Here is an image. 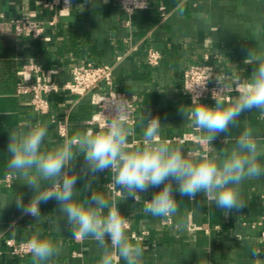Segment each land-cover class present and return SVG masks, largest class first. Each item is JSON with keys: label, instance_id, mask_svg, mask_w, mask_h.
Wrapping results in <instances>:
<instances>
[{"label": "crops", "instance_id": "obj_1", "mask_svg": "<svg viewBox=\"0 0 264 264\" xmlns=\"http://www.w3.org/2000/svg\"><path fill=\"white\" fill-rule=\"evenodd\" d=\"M47 1L51 0H0V230H4L0 237V264H33L31 255L20 258L9 253L4 239H31L38 232L54 243H62L61 254L47 264H99L101 249L97 243L90 238L76 241L71 237L55 200L40 205L38 218L22 214L14 200L20 194L28 203L33 190L10 175L6 167L11 129L26 131L37 122L47 125L48 136L42 150H52L67 139L60 135L55 119L68 122V138L91 127L87 121L97 110L92 91L84 95L69 90L51 92L49 111L39 113L32 105L31 93L18 92V85L24 80L20 69L32 61L42 67L49 79L62 84L72 78V68L77 63L113 64L112 87L137 98L135 135L130 142L142 138L146 123L143 114L150 113L161 121L162 139L173 145L182 143L185 152H202L211 146L202 142L204 134L196 131L180 112L181 107L192 102V97L183 91V70L192 63L203 62L205 54L212 53L210 62L231 86L229 97L236 95L234 78L249 79L254 66H258L245 60L264 54V0H153L147 9L135 11L129 22L115 0L51 1L46 5ZM160 5L165 7V16ZM62 8L64 11L60 12ZM15 17L36 19L44 30L36 37L18 35L11 21ZM151 47L163 54L157 66L147 62ZM28 74L30 81L36 79L35 70ZM108 89L106 84L97 88ZM201 101L215 103L212 98ZM240 124V128H230L226 137L219 135L212 142L214 150L230 152L242 128L251 127L264 153V117L260 111L243 113ZM260 161L264 164V154ZM82 165L83 157H79L73 170L79 172ZM98 175L95 190L111 198L109 172ZM83 183L78 180L76 184L82 192L80 199L90 196L82 191ZM42 186L49 185L42 182ZM158 190L141 193L139 202L116 197L120 211L132 217L130 238L135 240L136 232L148 230L140 239L145 248L143 264H256L257 260L264 264V254L252 256L253 248L264 249V176L243 182L241 190L247 207L227 216L206 201L203 194L195 200L176 194L178 212L167 223L163 217L143 212L144 199H151ZM177 224L182 227L178 229Z\"/></svg>", "mask_w": 264, "mask_h": 264}, {"label": "clouds", "instance_id": "obj_2", "mask_svg": "<svg viewBox=\"0 0 264 264\" xmlns=\"http://www.w3.org/2000/svg\"><path fill=\"white\" fill-rule=\"evenodd\" d=\"M245 63L258 66H254L249 79L234 78L236 95L226 99L223 93L229 86L216 78L219 88L212 92L214 105L203 103L201 93L195 92L191 105L180 109L184 120L204 134L202 142L211 146L202 152H185L182 143L173 145L162 139L161 121L150 113L143 114L146 123L142 138L130 142L135 135L131 105L128 98L117 94L107 102L98 126L83 128L52 150H42L47 125L37 122L26 131L11 129L6 167L34 193L28 203L19 194L14 200L16 207L22 214L38 218L40 205L55 200L71 237L76 241L90 238L97 243L101 249L99 264H118L120 260L124 264H143L145 248L139 238H130V220L120 211L116 197L139 202L141 193L159 189L151 199H144L143 212L163 218L178 212L176 194L189 200L203 194L225 216L247 207L241 190L243 182L264 176L259 137L251 127H243L230 152H217L212 146L219 135L226 137L230 128L241 127L243 113L257 109L264 117V54H255ZM79 157H83V165L76 172L73 169ZM105 171L110 174L107 186L113 193L111 198L94 188L98 174ZM78 180H83L82 191L90 196L79 198L82 192L76 189ZM42 182L49 186L43 187ZM26 249L33 264H47L61 254L62 243H54L38 232ZM262 254L264 249H252L254 258Z\"/></svg>", "mask_w": 264, "mask_h": 264}, {"label": "built area", "instance_id": "obj_3", "mask_svg": "<svg viewBox=\"0 0 264 264\" xmlns=\"http://www.w3.org/2000/svg\"><path fill=\"white\" fill-rule=\"evenodd\" d=\"M55 3H65V0H51ZM51 1H47L45 4L49 5ZM119 3L121 8L128 15L127 22L130 21V16L137 10L147 9L153 0H115ZM161 14L165 16V7L160 5ZM64 9H60L63 12ZM15 27V32L18 35L23 33L31 34L32 36H39L44 26L36 19H24L15 17L12 20ZM162 52L156 48H149L147 51V62L151 66H157L161 63ZM212 53H206L203 62L192 63L186 66L182 73V87L186 94L191 97L195 92L201 93V98H212V92L218 90L219 85L217 79H221L226 85V81L219 71L215 68L213 63L210 62ZM35 70L37 73L36 79L30 81L29 71ZM20 73L23 75L22 80L18 85L19 93H31V102L33 107L39 113H47L50 109V99L48 94L54 91L69 90L72 93L78 95H84L92 91V102L97 105V110L93 113L88 123L91 127L98 126L102 120V114L105 112V108L108 101H111L114 96L120 95L128 98L131 105L132 119L135 121L134 111L136 108V96L130 95L126 91L115 89L113 85L114 65L110 63L97 64L92 61L80 62L72 68V78L62 84L56 80L49 79L46 72L42 67L34 62L25 63L20 69ZM101 84H106L109 89L106 91L97 90ZM225 89L223 95L228 98V90L231 86ZM213 99V98H212ZM58 124V130L62 137L68 138L69 128L68 122L65 119H55ZM179 140H184L185 137H175ZM110 182V179L107 182ZM130 220V227L132 226L131 215L124 214ZM173 217L165 218V222L171 223ZM147 229H142L136 232L133 236L135 238L143 239ZM4 230H0V237L3 236ZM261 236L264 239V229L261 232ZM30 239H18L14 236H7L4 239L6 250L14 256L25 258L30 253L27 252L26 245ZM119 264V263H118Z\"/></svg>", "mask_w": 264, "mask_h": 264}]
</instances>
